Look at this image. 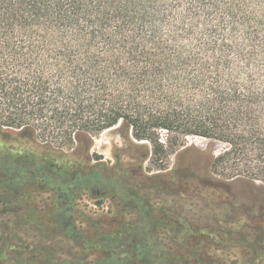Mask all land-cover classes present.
<instances>
[{
  "label": "trees",
  "instance_id": "trees-1",
  "mask_svg": "<svg viewBox=\"0 0 264 264\" xmlns=\"http://www.w3.org/2000/svg\"><path fill=\"white\" fill-rule=\"evenodd\" d=\"M117 125L145 148L139 162L92 152L94 137ZM0 136V211L50 193L41 218L25 222L54 226L80 248L57 264H210L176 246L211 228L178 226L151 192L172 193L177 179L241 184L256 193L246 205L264 210V0H0ZM190 136L227 147L180 150ZM228 161L231 178L217 176ZM84 195L136 216L82 228ZM4 238L6 250L15 245ZM250 246L264 264V233Z\"/></svg>",
  "mask_w": 264,
  "mask_h": 264
},
{
  "label": "rangeland",
  "instance_id": "rangeland-1",
  "mask_svg": "<svg viewBox=\"0 0 264 264\" xmlns=\"http://www.w3.org/2000/svg\"><path fill=\"white\" fill-rule=\"evenodd\" d=\"M162 138H166V132H163ZM138 143L139 145L148 144L146 141ZM0 147H4L1 136ZM185 147H194L206 152L215 151V156H218L225 151L227 144L199 136H190L180 150ZM92 152L99 155L105 162L112 164L117 162V156L122 157L125 162L137 163L141 160L145 148L129 146L123 129L117 125L94 137ZM177 153L170 156V168L176 164ZM149 160L144 162L145 168L151 173H156L157 169L151 165ZM232 165L233 163L228 161L223 163L220 169L216 168L213 171L221 178L230 179L232 174H228L232 172ZM227 166H229L228 169L225 168ZM173 187H171L172 193L168 194L159 191L151 192V202L156 206H162L172 219L178 220L177 224L182 228L203 226L211 228L204 236L184 239L180 247L176 246L178 253L181 252L193 259L203 255L204 260L210 264H254L250 245L257 242L260 233H264L263 207L251 209L246 205L249 204L251 198H255V192L245 189L241 184L226 191L207 183H201L194 178L177 179ZM195 188H197L196 191ZM186 190L188 193H185ZM50 202V193L34 194L30 200L25 198L14 201L19 208L13 210L10 208L5 214L0 213V220L6 222L0 226V232L5 237L4 242L15 243L6 250L0 242L2 244L0 251H4L3 254L0 253L3 262L14 258L28 259L33 261V264L52 262L57 264L62 260L74 259L79 255L80 248L71 239L62 235L59 229L54 226H33L25 222L31 213H35V216L40 219L47 203ZM7 204L9 206L10 202ZM5 206L1 203L0 209ZM76 214L78 223H82L81 227L88 230L91 227L88 221L91 224L94 223L93 227L99 222L106 229L107 227L124 226L130 218L136 216V214L123 210L113 198L92 199L88 195H84L78 201ZM236 219L240 220L237 221L240 226L234 225L233 221ZM249 221L254 224L247 223ZM224 226H232L237 231H230L228 234Z\"/></svg>",
  "mask_w": 264,
  "mask_h": 264
},
{
  "label": "flooded vegetation",
  "instance_id": "flooded-vegetation-1",
  "mask_svg": "<svg viewBox=\"0 0 264 264\" xmlns=\"http://www.w3.org/2000/svg\"><path fill=\"white\" fill-rule=\"evenodd\" d=\"M4 204H5V203H4ZM0 213H2V214H3V212H1V211H0ZM5 213H6V211H4V214H5Z\"/></svg>",
  "mask_w": 264,
  "mask_h": 264
}]
</instances>
